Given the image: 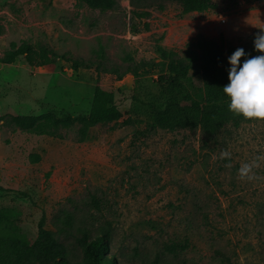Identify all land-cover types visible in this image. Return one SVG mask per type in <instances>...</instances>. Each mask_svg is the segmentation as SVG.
I'll list each match as a JSON object with an SVG mask.
<instances>
[{"label":"rangeland","instance_id":"374dc122","mask_svg":"<svg viewBox=\"0 0 264 264\" xmlns=\"http://www.w3.org/2000/svg\"><path fill=\"white\" fill-rule=\"evenodd\" d=\"M117 3L100 12L76 0H0V56L10 44L25 43L91 63L77 71L62 58L42 67L28 66L21 56L0 64V116H86L96 85L114 92L122 113L82 142L77 123L48 137L0 121V212L8 229L32 243L42 223L80 256L77 228L104 227L108 256L117 264H218L222 255L232 264H264V120L227 124L214 141L198 130L154 129L144 103H158V68L121 79L104 70L159 62L160 36L179 57H190L187 45L197 36L225 52L250 49L264 31V0H217L212 10L185 15L168 4L132 21L137 34L130 31L129 1ZM186 82L201 84L191 76ZM221 151L230 156L221 158ZM243 163L253 164L251 179L239 177ZM66 213L72 228L63 224ZM175 243L187 247L175 255Z\"/></svg>","mask_w":264,"mask_h":264},{"label":"trees","instance_id":"16d2710c","mask_svg":"<svg viewBox=\"0 0 264 264\" xmlns=\"http://www.w3.org/2000/svg\"><path fill=\"white\" fill-rule=\"evenodd\" d=\"M76 1L100 12L114 10L118 4L117 0ZM128 1L131 7L130 31L133 34L139 33L140 30L132 21L147 19L153 10L163 12L168 4L178 6L182 15L205 13L217 6V0ZM143 30H149L147 22H143ZM161 40L162 36L156 40L154 50L160 59L159 62L132 63L122 73L114 66L104 69L109 73L117 74V78L121 79L127 73L138 77L141 74L150 73L155 67L158 68L160 88L158 103H144L152 128L169 131L198 130L208 140L214 141L219 131L227 124L239 127L242 123L256 121L255 119H245L229 111L228 98L222 89L228 83L229 64L227 58L238 47L225 52L222 45L197 36L193 44L187 45L186 53L192 56L179 57L176 52L165 49L160 44ZM10 45V49L0 56V64H12L21 56L25 63L32 67L53 65L59 58L70 63V67L75 71L80 68H89L91 65L86 61L57 55L46 47L36 49L25 43L19 47H16L14 43ZM244 50L248 56L259 55L253 45L250 49L244 48ZM102 54L101 52L99 55ZM130 59L128 57V60ZM243 59L244 57H241V61ZM189 76L198 78L201 84L199 86L188 84L186 80ZM121 118L122 113L115 102L114 92L104 90L96 85L90 111L86 116L74 117L70 113L57 115L47 111L38 115L8 114L0 116V121H2V126L48 137L60 136L61 130H67L77 123L79 127L78 140L82 142L90 138V131L95 126L116 123ZM29 159L32 163H37L40 156L30 154ZM91 202L92 206L97 207L99 200L91 197ZM63 224L72 228V216L66 213ZM77 230L80 235L75 238V243L80 256L73 254L51 231L43 228L42 223H39L37 237L32 243L13 235L6 225V214L0 212V264H117L113 257L108 256L109 229L103 227L93 233L87 228L78 227ZM186 247V243H175L172 250L175 249L176 255ZM218 264H232V262L227 256L222 255Z\"/></svg>","mask_w":264,"mask_h":264},{"label":"clouds","instance_id":"9594fccd","mask_svg":"<svg viewBox=\"0 0 264 264\" xmlns=\"http://www.w3.org/2000/svg\"><path fill=\"white\" fill-rule=\"evenodd\" d=\"M253 47L259 55L248 56L244 48L238 47L228 56V83L222 89L229 111L245 119L264 120V31L254 35ZM220 156L228 157L230 153L221 151ZM252 167V163H243L239 177L251 179Z\"/></svg>","mask_w":264,"mask_h":264}]
</instances>
